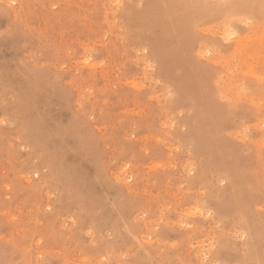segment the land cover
Instances as JSON below:
<instances>
[{
  "label": "rangeland",
  "instance_id": "rangeland-1",
  "mask_svg": "<svg viewBox=\"0 0 264 264\" xmlns=\"http://www.w3.org/2000/svg\"><path fill=\"white\" fill-rule=\"evenodd\" d=\"M0 264H264V0H0Z\"/></svg>",
  "mask_w": 264,
  "mask_h": 264
},
{
  "label": "bare ground",
  "instance_id": "bare-ground-1",
  "mask_svg": "<svg viewBox=\"0 0 264 264\" xmlns=\"http://www.w3.org/2000/svg\"><path fill=\"white\" fill-rule=\"evenodd\" d=\"M14 34V33H13ZM16 34V33H15ZM197 53V52H196ZM242 61V60H241ZM26 64V63H25ZM28 66V65H27ZM244 67V66H243ZM246 68V67H245ZM249 69V68H248ZM241 72V71H240ZM248 72H250V70L248 71ZM258 74V73H257ZM259 75V74H258ZM262 78V77H261ZM232 89V88H231ZM262 123V122H261ZM247 133V132H246ZM20 135V134H19ZM133 149V148H132ZM26 177V176H25ZM27 181H29V180H27ZM164 183V182H163ZM35 185V184H34ZM7 187V186H6ZM6 198V197H5ZM262 211V210H261ZM11 216V215H10ZM88 232V231H87ZM84 233H85V231H84ZM92 235V234H91ZM148 236V235H147ZM140 237H141V235H140ZM39 240V239H38ZM36 242V241H35ZM135 247V246H134ZM132 253V252H131ZM40 260V259H39Z\"/></svg>",
  "mask_w": 264,
  "mask_h": 264
},
{
  "label": "snow or ice",
  "instance_id": "snow-or-ice-1",
  "mask_svg": "<svg viewBox=\"0 0 264 264\" xmlns=\"http://www.w3.org/2000/svg\"><path fill=\"white\" fill-rule=\"evenodd\" d=\"M226 6V5H225Z\"/></svg>",
  "mask_w": 264,
  "mask_h": 264
}]
</instances>
